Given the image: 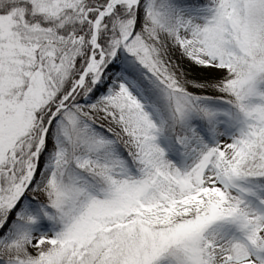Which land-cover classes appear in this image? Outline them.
Segmentation results:
<instances>
[{
	"label": "snow or ice",
	"instance_id": "snow-or-ice-1",
	"mask_svg": "<svg viewBox=\"0 0 264 264\" xmlns=\"http://www.w3.org/2000/svg\"><path fill=\"white\" fill-rule=\"evenodd\" d=\"M0 264H264V0H0Z\"/></svg>",
	"mask_w": 264,
	"mask_h": 264
}]
</instances>
